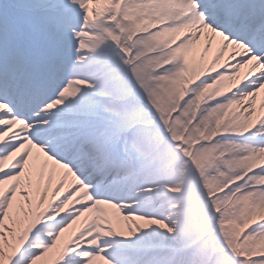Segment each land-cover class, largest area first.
Instances as JSON below:
<instances>
[{
    "label": "snow or ice",
    "instance_id": "1",
    "mask_svg": "<svg viewBox=\"0 0 264 264\" xmlns=\"http://www.w3.org/2000/svg\"><path fill=\"white\" fill-rule=\"evenodd\" d=\"M171 2L195 7L149 17L153 0H0V237L46 209L8 264H264V215L222 220L207 193L206 208L190 198L171 218L144 210L159 183L148 173L182 143L173 122L240 117L246 131L212 143L264 149V0ZM126 5L151 26L125 19ZM153 46L163 60L136 59ZM241 177L219 195L264 204V164Z\"/></svg>",
    "mask_w": 264,
    "mask_h": 264
},
{
    "label": "bare ground",
    "instance_id": "2",
    "mask_svg": "<svg viewBox=\"0 0 264 264\" xmlns=\"http://www.w3.org/2000/svg\"><path fill=\"white\" fill-rule=\"evenodd\" d=\"M91 3L92 0H88V4ZM121 3H123V0H121ZM178 7H183L187 10H194L195 6L192 4L178 5L171 2V0H159V2L153 0V5L148 10V15L149 17H155L157 15L163 17ZM125 19L131 20L142 30H146L151 26L150 21L144 18L142 12L128 5L125 6ZM149 39H151V37H149ZM159 39L165 41L172 39V37L168 33H161L159 34ZM151 52H159L160 55L149 57V53ZM166 55L167 53L162 46H153L147 50L139 52L136 59L141 60L142 63L151 64L154 61L163 60V57ZM179 78L181 79V82L177 83V85L179 84L178 86H182L184 83L187 86L191 80V76L187 74H182ZM170 93L175 97V100L173 103H168L167 98L164 99L163 103L168 108L167 115L174 111L176 106H179V100L182 99L177 88H171ZM149 98L152 100L151 95H149ZM6 107L7 106L5 105H0V111L5 110ZM194 116L195 113L192 114L191 118H194ZM226 119L227 123H224L223 126H221V123L218 122L215 117L207 120V122L202 119L201 124L197 126L198 129H200L199 132L196 129H192L190 122L179 127L173 122L171 127L173 128L174 139H179L183 126H186L188 132H190V136L182 138V150L184 154L190 158V163L186 164L175 152H173L164 168L153 169L148 173L147 179L158 180L159 183L155 185L154 195L149 201V204L151 205L148 204L144 208L145 211H154L159 206L165 207L169 204L175 215L180 204L184 203L183 199L186 198V192L181 196V192L178 190L192 188L194 185V179L197 177L200 186L203 187V192L213 198L211 202L216 205L217 210L221 213L222 220H231L228 213L233 214V220L242 219V217L249 212L254 216L264 215V204L256 205L249 204L248 202L239 203L237 201L240 189H237L235 193L227 196L219 195V193H223L224 190L236 180L241 179V174L247 175V173L253 168L264 164V149L250 152L244 146L236 142L217 141L216 143H212L215 135L220 131L243 132L247 130L248 122L243 118L233 117L226 114ZM23 126L24 123H16V125H14V127ZM204 140L210 141L208 145H201V141ZM205 146L208 147L205 148ZM218 146L222 153L219 154L218 157H211L210 155L215 152L214 149ZM180 168H184L190 177L188 185L186 184L183 186V183L179 178L178 171ZM218 171L219 174H217ZM208 183H212L210 187L207 186ZM158 202L161 203L158 204ZM192 206L199 209L201 204H192ZM45 210L46 209H43L41 206L32 211L29 214L23 229L20 232L13 234L9 239L5 240L3 237H0V264H8L11 250L19 244H22L27 239V235L32 228L46 218L44 215ZM160 212L165 213L163 209ZM47 219H51V217H48ZM232 226L233 230H235V225Z\"/></svg>",
    "mask_w": 264,
    "mask_h": 264
},
{
    "label": "rangeland",
    "instance_id": "3",
    "mask_svg": "<svg viewBox=\"0 0 264 264\" xmlns=\"http://www.w3.org/2000/svg\"><path fill=\"white\" fill-rule=\"evenodd\" d=\"M181 82V79L179 78V77H177V79H175L174 81H172V83H171V85H169V91L171 90V88L172 89H178L179 90V93H180V96L182 97L183 96V93H184V90L186 89V85H185V83L182 85V86H178L177 85V83H180ZM149 95H151V99H153L154 98V96L155 95H157V93L155 92V91H151V92H149ZM6 106V105H5ZM159 106V105H158ZM176 107H178V106H176ZM167 117H168V120H171V113H169L168 115H167ZM190 120H191V118L189 119V121L188 122H190ZM167 122V121H166ZM16 123H18V124H22V123H24L23 121H19V120H17V121H15V123H14V125H16ZM198 128V127H197ZM200 131V130H199ZM198 131V132H199ZM187 133V135H184V133ZM186 136H190V132H188V128L186 127V126H183V131H182V133H181V135H180V137H179V140H181L182 141V138H184V137H186ZM210 141H208V143H209ZM208 143L206 144V145H208ZM182 145V143H180L178 146H177V151L175 152L176 154H177V156L179 157V158H181V160L182 161H184L186 164H189L190 163V158L187 156V155H185L184 154V152H183V150H182V147H183V145ZM206 147H208V146H205V148ZM214 153H212V155H210L211 157H213V158H215V157H218V155L219 154H221L222 152H220L221 150H220V147L218 146V147H216L215 149H214ZM181 153L183 154V155H181ZM179 173V178L181 179V181H182V183H183V186H185L186 184L188 185L189 184V182H190V177L188 176V174L186 173V170L183 168H180L179 169V171H178ZM217 174H219V171L217 172ZM211 184L212 183H208V187H210L211 186ZM182 190V189H181ZM178 191H180V189L178 190ZM186 198H184L183 199V201L185 202V201H187V200H189L190 198H191V201H192V204L193 205H197V203L198 204H201L202 202H203V204H204V206H205V208L207 207V201H202V197H203V195H204V192H203V187H201L200 186V184H199V181H198V179H197V177H195V179H194V185H193V187L192 188H190V189H187L186 188ZM209 196V195H208ZM210 197V196H209ZM182 199V198H181ZM163 202V201H162ZM161 202H158V204H160ZM149 204V203H148ZM158 204H157V206H158ZM149 205H151V204H149ZM168 206V207H167ZM170 206L171 205H166L165 207H161V206H159V207H157L154 211H158V212H160L162 209H163V211L165 212V213H167V214H169V216H171V215H174V212H173V210L170 208ZM167 207V208H166ZM218 211V210H217ZM228 215L230 216V219L231 220H233V214H231V213H228ZM211 219H212V217H211V213H209L208 214V223L210 224L211 223ZM223 219V218H222ZM233 227V226H232ZM231 226H230V229H225V233L227 234V232L229 231V230H233V228H232Z\"/></svg>",
    "mask_w": 264,
    "mask_h": 264
}]
</instances>
